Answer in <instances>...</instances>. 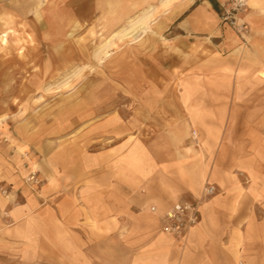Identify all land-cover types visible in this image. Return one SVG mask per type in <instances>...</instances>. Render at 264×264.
Returning <instances> with one entry per match:
<instances>
[{
  "label": "crops",
  "instance_id": "obj_1",
  "mask_svg": "<svg viewBox=\"0 0 264 264\" xmlns=\"http://www.w3.org/2000/svg\"><path fill=\"white\" fill-rule=\"evenodd\" d=\"M230 1L126 2L124 20L150 15L143 41L79 110L0 105V264H264V0L241 35ZM177 203L199 210L180 236L163 231Z\"/></svg>",
  "mask_w": 264,
  "mask_h": 264
},
{
  "label": "rangeland",
  "instance_id": "obj_2",
  "mask_svg": "<svg viewBox=\"0 0 264 264\" xmlns=\"http://www.w3.org/2000/svg\"><path fill=\"white\" fill-rule=\"evenodd\" d=\"M126 2L131 0H0V36L7 35L0 49V96L7 99L1 107L33 117L79 110L95 79L109 77L110 62L120 60L115 56L143 41V34L138 43L118 35L143 17L124 20ZM20 159L25 183L35 185L29 154Z\"/></svg>",
  "mask_w": 264,
  "mask_h": 264
},
{
  "label": "built area",
  "instance_id": "obj_3",
  "mask_svg": "<svg viewBox=\"0 0 264 264\" xmlns=\"http://www.w3.org/2000/svg\"><path fill=\"white\" fill-rule=\"evenodd\" d=\"M246 6L245 0H231L223 7L220 19L223 24L229 26L235 33L241 35L244 31L243 24L238 22L237 15L242 12ZM192 139L198 145V136L196 132H192ZM29 181L35 185L40 183L37 178L36 171L31 173ZM3 194L5 191L2 192ZM204 193L210 196L214 193L213 187H205ZM155 211V208H151ZM199 210L196 205L189 203L175 204L164 216L165 225L163 231L166 234L180 236L183 232L187 231L190 227L198 222Z\"/></svg>",
  "mask_w": 264,
  "mask_h": 264
},
{
  "label": "bare ground",
  "instance_id": "obj_4",
  "mask_svg": "<svg viewBox=\"0 0 264 264\" xmlns=\"http://www.w3.org/2000/svg\"><path fill=\"white\" fill-rule=\"evenodd\" d=\"M168 4V3H167ZM145 13V12H144ZM150 19V15L144 14L142 18L136 20V21H131L129 22V28L125 29V30H121L118 35L121 39L124 40H129L133 43H138L141 40H139L138 42L136 41V39L143 33H146L147 31V21ZM165 41V40H164ZM173 41V40H171ZM2 43L5 44L6 43V39L3 38L2 39ZM80 47V46H79ZM258 48V47H257ZM263 48V47H262ZM106 50V49H105ZM107 51V50H106ZM107 54V53H106ZM104 59V58H102ZM41 77V76H40ZM89 101V100H88ZM99 111V109H98ZM170 119V118H169ZM168 124V123H166ZM122 127V126H121ZM45 157V156H44ZM48 162V161H47ZM79 163V162H78ZM53 167V166H51ZM55 167V166H54ZM60 167V166H59ZM63 168V167H62Z\"/></svg>",
  "mask_w": 264,
  "mask_h": 264
}]
</instances>
